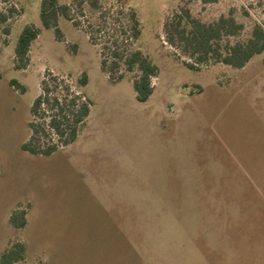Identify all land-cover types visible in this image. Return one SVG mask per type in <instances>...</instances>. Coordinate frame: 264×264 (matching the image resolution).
<instances>
[{
	"label": "rangeland",
	"instance_id": "374dc122",
	"mask_svg": "<svg viewBox=\"0 0 264 264\" xmlns=\"http://www.w3.org/2000/svg\"><path fill=\"white\" fill-rule=\"evenodd\" d=\"M42 1L0 0L8 15L0 19V264L17 243L26 247L17 264H264V53L243 69L192 71L185 63L195 60L166 32L186 13L206 24L232 16L243 30L224 48L246 42L264 28V0H123L142 28L127 42L103 18L128 24L120 0H100L101 15L59 0L80 24L60 17L62 40L43 27ZM29 25L41 34L18 70L15 49ZM118 39L159 67L147 103L136 98L137 74L123 67L111 81L102 71L101 50ZM47 72L91 101V115L75 143L35 156L22 146ZM22 211L28 223L17 229L10 219Z\"/></svg>",
	"mask_w": 264,
	"mask_h": 264
},
{
	"label": "trees",
	"instance_id": "16d2710c",
	"mask_svg": "<svg viewBox=\"0 0 264 264\" xmlns=\"http://www.w3.org/2000/svg\"><path fill=\"white\" fill-rule=\"evenodd\" d=\"M204 3H216L218 0H203ZM117 14L126 15L127 25L116 27L115 22L106 20L105 24L111 30L117 31L123 38L136 40L142 34L141 22L135 9L129 8L124 11L123 0L118 1ZM75 4L81 11L89 9L91 12L102 14L103 6L100 0H76ZM123 4V5H122ZM10 12H14L12 9ZM187 17L177 16L175 22L166 24L168 40L171 44H180L183 52L195 60V63H185L192 71L199 70L201 65L225 64L235 69H243L255 56L264 53V28L256 25L250 38L246 42L229 43L223 46L226 38L237 37L243 30V26L232 17H221L214 23L206 24L192 19L188 13ZM64 17L72 22L75 27L80 24L71 15V7L61 4L59 0H43L41 4L40 18L43 27L53 28L57 38L62 40V32L58 26V20ZM102 18V17H101ZM2 22L8 20V15L0 12ZM9 33V30H6ZM93 45H97L92 33L87 31ZM41 34V29L34 25L24 28L19 36L15 57L17 69H25L29 64L31 46ZM121 38V37H120ZM119 39L113 43V47L104 45L101 50L102 71L114 81V75L124 67L126 71L137 74L133 78V86L136 98L140 103H147L154 94L153 79L157 78L159 67L141 51L121 50ZM124 40L121 39V42ZM109 42V41H108ZM114 48V49H113ZM107 50L111 51V63L107 60ZM3 75L0 71V80ZM114 77V78H113ZM124 75L119 76V81ZM79 88L88 84V76L84 73L78 81ZM12 87H18L22 93L27 88L20 85L18 81L11 82ZM42 94L33 103L31 114L33 121L29 124L31 137L26 141L22 149L35 156H50L58 150L75 143L78 139L80 128L91 115V101H83L70 82L65 77L47 72L41 84ZM11 224L17 229L27 226L26 211L14 212L11 216ZM26 247L17 243L12 249L5 252L1 257V264H17L25 258Z\"/></svg>",
	"mask_w": 264,
	"mask_h": 264
}]
</instances>
